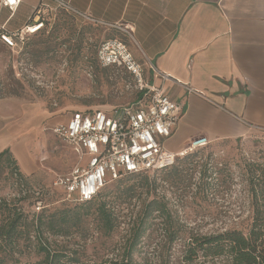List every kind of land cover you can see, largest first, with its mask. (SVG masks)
<instances>
[{"label":"rangeland","instance_id":"rangeland-1","mask_svg":"<svg viewBox=\"0 0 264 264\" xmlns=\"http://www.w3.org/2000/svg\"><path fill=\"white\" fill-rule=\"evenodd\" d=\"M40 7L47 19L44 30L29 36L17 50L0 44V152L6 148L10 152V160H0V221L7 219V205L18 207L28 220L43 211L49 215L81 205L63 202L54 186L56 177L68 173L78 159L53 134V127L74 111L129 105L139 93L129 73L101 67L93 46L86 49L89 38L95 39L89 33L98 36L103 29L55 3ZM21 21L18 13L10 26ZM30 114L27 133L10 132ZM169 139L163 141L164 148L170 147ZM28 167L36 168L30 175L21 174ZM105 192H110L107 200L115 208L113 230L105 232L96 201L78 210L81 221L68 236L46 235L52 248L65 249L81 264H98L120 260L124 248L136 241L132 252L136 264H179L181 242L177 238L171 244L169 232L178 237L186 232H245L257 215L264 216V134L210 141L171 168L124 176L100 193ZM36 197L42 199L43 210L36 209ZM152 200L164 212H151ZM19 245L20 261L42 259L34 250L33 232Z\"/></svg>","mask_w":264,"mask_h":264},{"label":"crops","instance_id":"crops-1","mask_svg":"<svg viewBox=\"0 0 264 264\" xmlns=\"http://www.w3.org/2000/svg\"><path fill=\"white\" fill-rule=\"evenodd\" d=\"M60 1L103 29L89 33L95 39L86 49L121 41L144 81L161 86L178 105L166 150L178 153L200 135L220 142L264 134V0ZM39 4L21 0L14 18L21 13L22 21L9 28L23 26ZM126 26L131 37L118 28ZM32 120L25 116L10 132L27 133Z\"/></svg>","mask_w":264,"mask_h":264},{"label":"built area","instance_id":"built-area-1","mask_svg":"<svg viewBox=\"0 0 264 264\" xmlns=\"http://www.w3.org/2000/svg\"><path fill=\"white\" fill-rule=\"evenodd\" d=\"M52 2L90 21L94 19L73 10L60 0H40L27 22L15 29L9 28L21 0H0V44L11 50L19 49L29 36L40 33L47 19L40 5ZM131 37L130 27H118ZM96 58L101 67L125 70L135 80L142 97L125 106L110 110H78L65 122L55 125L53 134L71 147L78 163L71 170L57 176L54 186L64 202L82 204L92 201L113 181L124 176L155 173L171 168L177 159L204 150L210 140L196 136L180 152L163 147L171 137L180 118L178 105L163 91L144 81L142 67L135 62L125 44L109 39L99 45ZM165 80L166 77L162 75ZM189 92H194L188 87ZM37 210L42 209L37 203Z\"/></svg>","mask_w":264,"mask_h":264},{"label":"trees","instance_id":"trees-1","mask_svg":"<svg viewBox=\"0 0 264 264\" xmlns=\"http://www.w3.org/2000/svg\"><path fill=\"white\" fill-rule=\"evenodd\" d=\"M142 94L143 92H139L136 100L140 99ZM3 157L10 160L8 148L0 152V160ZM14 169L16 170V168ZM19 178H22L20 174ZM100 192L90 202L82 203L73 208L55 210L49 215L43 211L31 220H28L18 207L9 208L7 205L5 207L8 211L7 219L0 221V264H81L65 249L52 248L46 235L53 237L68 236L70 229L81 221L82 216L78 210L96 201L105 232L110 233L116 226L113 213L115 208L113 203L107 200L110 192ZM0 202L2 203V201ZM34 202V205H37V203H42V199L36 197ZM148 206L151 208V212H164L163 207H160L156 200L149 202ZM44 208L43 206L41 210ZM31 232L34 233L36 241L34 250L37 254L42 255V259L34 263L22 262L19 257L23 252L19 241L30 240ZM168 236L171 244L177 238L181 242L179 264H264L263 215L261 217L257 215L245 232L237 229L210 234L186 232L183 236L178 237L176 232L171 231ZM138 237L137 235L135 240ZM136 244L135 241L130 246H126L120 260L102 261L98 264H136L132 260V252Z\"/></svg>","mask_w":264,"mask_h":264},{"label":"flooded vegetation","instance_id":"flooded-vegetation-1","mask_svg":"<svg viewBox=\"0 0 264 264\" xmlns=\"http://www.w3.org/2000/svg\"><path fill=\"white\" fill-rule=\"evenodd\" d=\"M75 57H77V56L75 55Z\"/></svg>","mask_w":264,"mask_h":264}]
</instances>
